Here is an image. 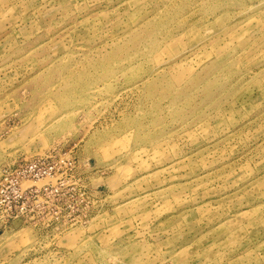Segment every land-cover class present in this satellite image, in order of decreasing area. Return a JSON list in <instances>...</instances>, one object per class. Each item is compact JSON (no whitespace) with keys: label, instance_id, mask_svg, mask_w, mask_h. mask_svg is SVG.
<instances>
[{"label":"rangeland","instance_id":"1","mask_svg":"<svg viewBox=\"0 0 264 264\" xmlns=\"http://www.w3.org/2000/svg\"><path fill=\"white\" fill-rule=\"evenodd\" d=\"M0 264H264V0H0Z\"/></svg>","mask_w":264,"mask_h":264},{"label":"built area","instance_id":"2","mask_svg":"<svg viewBox=\"0 0 264 264\" xmlns=\"http://www.w3.org/2000/svg\"><path fill=\"white\" fill-rule=\"evenodd\" d=\"M54 172V167L49 166V167H44V166H32L26 169L25 171H22L19 175L18 178L20 179L21 182L25 180H32L36 181L42 178H47L52 176ZM20 217L18 214L16 218Z\"/></svg>","mask_w":264,"mask_h":264}]
</instances>
